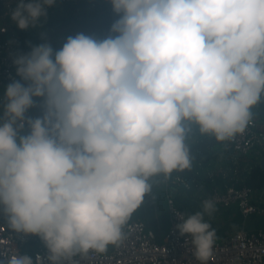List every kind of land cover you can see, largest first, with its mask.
I'll list each match as a JSON object with an SVG mask.
<instances>
[{"label":"clouds","instance_id":"1","mask_svg":"<svg viewBox=\"0 0 264 264\" xmlns=\"http://www.w3.org/2000/svg\"><path fill=\"white\" fill-rule=\"evenodd\" d=\"M110 2L119 18L108 36L32 47L6 88L0 206L13 231L44 241L50 264L119 244L152 178L191 170L192 126L229 142L264 96V0ZM55 4L19 0L12 19L36 27ZM33 108L42 114L29 117ZM180 218L204 264L215 229L202 212Z\"/></svg>","mask_w":264,"mask_h":264},{"label":"built area","instance_id":"2","mask_svg":"<svg viewBox=\"0 0 264 264\" xmlns=\"http://www.w3.org/2000/svg\"><path fill=\"white\" fill-rule=\"evenodd\" d=\"M18 2L0 0L1 22L9 17L12 19ZM112 14L117 15L110 0H56L55 6L48 9L47 17L41 18L28 40L22 38L15 22L11 26L0 22V121H3L6 88L20 79L14 65L19 55L29 53L32 47L42 43H49L54 50H59L69 36L79 33L94 37L96 28L92 26L103 23ZM52 29L60 31L56 46L50 39L58 34ZM35 109L40 110L33 108L27 115L30 116ZM227 144L239 156H249L257 147H264V121L252 118L246 131ZM180 184L179 179L170 181L164 175L160 182L154 181V185L163 188L168 207L169 225L163 243L157 242L154 231L147 229L144 222L128 221L119 244L109 245L104 252L76 253L60 264H202L193 254L191 237L181 236L177 229V225L183 222L180 217H188L174 199L173 187ZM253 194L249 185L235 181L211 187L202 198L201 205L204 207V201L212 200L215 207L238 210L244 219L264 220V209L254 202ZM24 242V237L16 240L0 222V264H8L13 254L30 256L34 262L39 256L41 264H50L49 251L42 239L28 247ZM204 264H264V228L244 227L227 234L221 242H214L211 255Z\"/></svg>","mask_w":264,"mask_h":264},{"label":"trees","instance_id":"3","mask_svg":"<svg viewBox=\"0 0 264 264\" xmlns=\"http://www.w3.org/2000/svg\"><path fill=\"white\" fill-rule=\"evenodd\" d=\"M118 18L117 15L112 14L103 23L92 26L96 28L94 30V37L103 39L108 36L113 22ZM41 114L40 110L35 109L31 111L29 117L35 118ZM187 145L191 151V170H185L183 173L174 172L168 179H182L187 184V187L183 188L184 193L191 199H200L204 186L207 183L220 186L221 179L227 174H235L239 182L247 183L254 190H259L263 187L264 169L256 163L249 161L247 156H236L232 149L229 148L227 142H217L211 134H199L195 143ZM203 164H218L222 170L219 173L208 176L203 174V170L206 167ZM150 183L153 185L152 192L145 197L144 203L132 215L129 221L144 222L147 229L154 231L157 242L163 243L169 225L167 201L164 192L158 186L154 185L153 182L150 181ZM0 222L6 225L8 232L14 234L16 240L20 241L21 237H24L25 242L23 244L26 247L38 243L41 240L38 236L25 235L13 231L8 224V217L2 206H0Z\"/></svg>","mask_w":264,"mask_h":264},{"label":"crops","instance_id":"4","mask_svg":"<svg viewBox=\"0 0 264 264\" xmlns=\"http://www.w3.org/2000/svg\"><path fill=\"white\" fill-rule=\"evenodd\" d=\"M0 22H1V20H0ZM5 22L7 24H9V26H11L14 21H13V19L10 20V17H9L7 21H2L1 23H5ZM34 28L35 27H29L27 30H21L19 28L18 29H19V33L22 36V38L28 40L31 38V35L33 36ZM52 31L56 32L58 34L57 36H54L53 39H50L52 41V44L54 46H56V41L60 35V31L57 29H52ZM252 111H253V118L264 121V96H262L261 103L258 104ZM199 134H200V132H199L198 127L193 125L191 128V131L188 133L186 143L187 144L195 143ZM235 155L238 157H245V156H239L236 153H235ZM247 159L249 161L256 163L257 165L261 166L262 169H264V167H262V162L264 160V147H257L251 153V155L247 156ZM203 165L206 166L203 170V174L208 175V176H211L215 173H219L222 170L221 166L218 164H213V165L203 164ZM162 175L163 174L152 178L151 182L154 183L155 180L157 182H160ZM174 180H177V179H174ZM174 180H170V181H174ZM179 180H180L181 184L178 186L174 185V187H173L174 195H175L174 199L176 201L177 206L181 210H183L188 216L193 215L197 212L204 213V221L209 223L211 225L212 229H215V231H216V236H215L214 242H221L227 234L232 233V232H234L238 229L244 228V227L246 229L264 228V220H257V219L255 220L254 219L251 221L248 219H244L241 216V214L239 213V211L234 209V208H222V207L217 206V207H215V210L211 213V215H209L208 213H205L204 207L201 205V200H202V198H204L206 192H208V190L215 185H213L211 183H207L204 186V189H203V192L201 194L200 199L193 200L184 193L183 188L184 187L186 188L187 184H185V182L182 179H179ZM235 181L238 182L239 184H247L244 182H239L236 179L235 174L234 175H228L227 174V175H224V177L221 179V185L220 186H224L227 183H231V182H235ZM216 187H219V186H216ZM159 189L161 191H163L162 187H159ZM253 193H254L253 194L254 202L258 203L264 209V185L259 190L253 189Z\"/></svg>","mask_w":264,"mask_h":264},{"label":"water","instance_id":"5","mask_svg":"<svg viewBox=\"0 0 264 264\" xmlns=\"http://www.w3.org/2000/svg\"><path fill=\"white\" fill-rule=\"evenodd\" d=\"M262 167H264V160H263V162H262Z\"/></svg>","mask_w":264,"mask_h":264},{"label":"rangeland","instance_id":"6","mask_svg":"<svg viewBox=\"0 0 264 264\" xmlns=\"http://www.w3.org/2000/svg\"><path fill=\"white\" fill-rule=\"evenodd\" d=\"M218 240V239H217Z\"/></svg>","mask_w":264,"mask_h":264}]
</instances>
